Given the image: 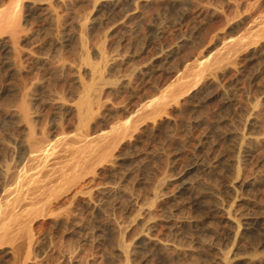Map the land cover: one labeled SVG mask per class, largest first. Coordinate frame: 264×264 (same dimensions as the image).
Here are the masks:
<instances>
[{
  "label": "rangeland",
  "instance_id": "rangeland-1",
  "mask_svg": "<svg viewBox=\"0 0 264 264\" xmlns=\"http://www.w3.org/2000/svg\"><path fill=\"white\" fill-rule=\"evenodd\" d=\"M52 1L53 21L45 10H21L19 25L29 35L18 44L23 73L12 74L8 56L0 51L2 171L24 165L20 142L27 135L25 121L7 115L22 97L29 119H37V133H46L55 122L57 132L75 134V117L57 102L79 103L84 86L92 84L87 99L102 117L96 128L109 131L131 120L145 98L169 100L173 84L194 78L196 67L190 66L215 35L220 43L210 49V56L228 40L247 41L251 35H256L254 41L263 39V49L249 60L238 59L190 105L168 110L155 130L140 125L129 142L116 147L113 162L94 160L91 171L78 167V176L64 188L61 172H70L66 162L50 175L13 184L2 172L0 218H8L10 225L0 238V264H248L250 258L264 256L263 232L244 234V226L234 229L236 238L234 233L229 238L211 207L218 203L233 213L264 217V32L251 28L264 18V0H181L177 5L172 0H132L117 8L101 5V0H77L71 6ZM7 3L0 0V10ZM129 14L133 17L127 19ZM78 21L89 24L83 32L86 51L100 68V80L84 69L74 74L60 67L82 64L76 40L56 43L57 38L80 33ZM96 47L102 56L94 52ZM177 47L174 57H163ZM27 51L33 56L25 55ZM195 80L200 82L201 75ZM123 83L128 84L123 88ZM223 93L232 105H222ZM255 137L260 141L252 140ZM237 156L246 158V173L239 167L190 169L196 158L230 163ZM24 169L35 170L30 164ZM244 174L260 180L258 191L238 187V176ZM185 179L209 192L204 203L181 194ZM9 184L23 190L14 211L1 205L6 200L2 188ZM71 185L74 191L69 193ZM122 242L129 248L127 255L120 251Z\"/></svg>",
  "mask_w": 264,
  "mask_h": 264
},
{
  "label": "bare ground",
  "instance_id": "bare-ground-1",
  "mask_svg": "<svg viewBox=\"0 0 264 264\" xmlns=\"http://www.w3.org/2000/svg\"><path fill=\"white\" fill-rule=\"evenodd\" d=\"M62 2L65 6L73 5L77 0H57ZM52 0L37 1V0H8L7 5L0 10V51L4 52L8 58V67L12 71V74H21L23 69L20 66L17 57L21 54L18 44L22 41H26L29 37L27 33H23L20 28V17L21 10L23 6H27L34 14H37L39 10H45L49 15V20L53 21V15L55 14L53 9ZM132 0H101V5L117 8L120 4L131 3ZM173 5L182 4L181 0H172L170 2ZM133 17V14L127 15V19ZM264 22V18L261 21H254L251 28L257 27V32H264V25L258 28L259 24ZM77 26L80 28L81 32L72 35L70 38H57V45L61 44L63 41L76 40L82 49L81 59L82 64L76 67L71 64L61 63V68H66L77 74L81 69H84L87 73L91 75L92 79H101L102 74L100 68L97 64L90 61L87 54V47L83 32L89 28L87 22L78 21ZM94 25L95 23L92 22ZM256 35H251L247 41L242 39H230L225 42L222 50L217 51L210 56V49H214L216 45L220 43V39L215 35L213 39V44L208 43L203 49H205L195 62L190 66L195 68L194 78L186 83L173 84L170 90V99L166 100L164 96L151 97L149 99L145 98L140 104V107L135 110L136 115L131 119L127 120L122 126H114L111 130H101L96 127L101 123L102 117L96 114L92 110L87 95L89 90L92 88V84H86L81 82L84 86V98H82L79 103L71 104L65 101H58L57 106L59 108L67 109L70 114L75 117L77 122L78 132L75 134H64L63 132H57L58 125L55 122H51L47 132L40 134L36 132L34 123L37 119H29V112L24 98L19 105L11 104L10 109H7V115L11 120L15 121H25L24 128L27 130L26 138L20 142L22 148L21 159L25 164H30L33 171H28L24 169V165L21 168L6 170H0V176L2 172L5 173V178L8 179L10 184L15 182H20L25 179L37 178L43 175H50L56 169L58 164L66 162V167H69L70 172L62 171L61 175L64 180V184L61 187H65L69 184L73 178L78 176L76 169L79 167L82 170L92 169L94 160H101L106 162H113L114 151L119 144L129 142L137 133V129L140 125H145L151 127L155 130L156 127L166 120V115L168 110L179 111L181 105H190L193 101L197 100V97L205 90L213 88L218 83V75L226 70L233 69L237 64V60L240 61L249 60L254 55L258 54L261 49H263L262 41L263 39H258L254 41ZM177 49L173 48L165 52L164 58L171 59L177 54ZM94 52L99 55L102 54L101 48L96 47ZM205 53V54H204ZM28 56H33L32 52L27 51L24 53ZM43 61L46 60L45 57H41ZM224 63L223 67H218L211 72L204 74L205 69L212 67L213 65H218L219 63ZM204 74V75H203ZM198 75H201L202 80L197 82L195 79ZM128 83H123L122 87H126ZM38 84H35L37 86ZM175 85V86H174ZM170 86V85H168ZM171 87V86H170ZM13 90V89H12ZM20 90V89H19ZM21 91V90H20ZM222 105H232V99L223 93L221 97ZM15 105V107H13ZM12 107V108H11ZM255 142H259L258 138H252ZM241 150H246V145L241 142H236ZM0 142V146H1ZM247 156V154H246ZM245 157V155H244ZM237 156L230 163H226V160L219 158L214 160V162H206L204 158H196L194 164L190 169L197 170L198 166H205L208 172L217 171L219 167H226L227 169H239L244 170L246 173L247 165L244 161L246 158ZM241 164L243 167H241ZM235 167V168H234ZM241 167V168H240ZM94 169V168H93ZM236 170V169H235ZM93 171V170H92ZM240 175V173H239ZM260 180L258 178L248 179L244 175L238 176L237 185L240 188L250 187L251 189L258 191V183ZM9 184V185H10ZM228 189H234L233 186L228 185ZM60 189V187L58 188ZM56 189L55 191H57ZM3 195L5 196L4 205L5 211H14L15 204L20 198L23 190L18 184L15 186L3 187ZM181 194H185L188 197H196L195 202L198 204L204 203L202 198L209 194L208 191L200 189L193 182L185 179L181 182L180 186ZM69 193L74 191L72 185L67 188ZM76 193V192H75ZM74 193V194H75ZM212 212L215 214L217 221L223 228L227 231V236L236 238L237 233L234 229L244 227L246 234L247 232H263L264 234V217L258 215H249L248 213H236L224 205H219L218 203L212 204ZM23 218V217H22ZM26 218H23L25 220ZM10 225V220L8 218H0V228L2 232L0 233V238L4 235L5 230L8 229ZM31 223L27 228V233L30 234ZM146 237H143V240ZM30 238L29 242L31 243ZM262 243H264V236ZM120 251L123 254L129 253V248L123 242L120 243ZM239 259H236V261ZM225 264L229 262L224 261ZM248 264H264V256H255L249 259Z\"/></svg>",
  "mask_w": 264,
  "mask_h": 264
}]
</instances>
